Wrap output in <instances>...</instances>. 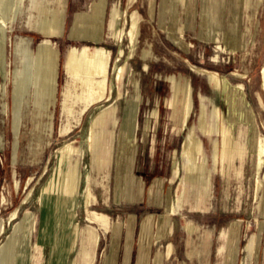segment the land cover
<instances>
[{"label": "rangeland", "instance_id": "rangeland-1", "mask_svg": "<svg viewBox=\"0 0 264 264\" xmlns=\"http://www.w3.org/2000/svg\"><path fill=\"white\" fill-rule=\"evenodd\" d=\"M59 2L64 9L60 37L45 38L32 29L43 18L45 0H25L14 28L0 42V226L19 210L17 220L0 236V264H157V260L162 264H264V167L256 199L251 150L255 135L264 140L259 75L264 63V4L199 0L194 10H188L187 21L183 10L189 0H163V20L162 0H134L131 6L128 0ZM102 2V41L72 39L70 32L77 21L81 24L82 17H91L95 5ZM218 2L227 6L231 2L226 28L214 22ZM123 10L129 13L126 30L136 10L142 17L141 36L139 24L133 50L127 38L118 43L121 22L115 21V14ZM227 34L242 41V48L234 51L226 46ZM46 43L61 56L58 102L51 110L39 95L30 97L39 85H32L27 73L31 62L38 65V50ZM72 48L80 52L95 48L110 55L108 87L113 84L116 65L125 66L122 96L116 84L111 100L96 95L80 101L75 93L68 116L64 90L71 80L64 63ZM121 49L125 57L117 62ZM145 50L147 60L143 59ZM195 68L227 79L234 97L243 103L237 121L226 125V136L235 130L237 140L245 144L239 159L231 158L236 151L217 133L209 137L200 128L204 107L212 126L215 110L226 118L230 114L225 94L216 93L209 77ZM235 72L246 76L245 80L233 76ZM186 80L193 109L187 117L181 94ZM184 100L187 103L188 98ZM175 108L182 110L181 115L173 116ZM103 112L108 115L107 125L97 128L92 158L87 146L90 128ZM183 118H187L186 127ZM18 128L21 132L16 140ZM190 130L199 140V159L205 158L210 171L202 187L208 199L206 211L195 210L193 196L184 204L185 195L188 190L196 191V184L185 181L178 195L179 184L171 178ZM71 144L84 154L73 155L64 149ZM175 152L179 154L176 161ZM217 155L225 157L219 164ZM181 163L188 165L185 159ZM72 177L78 180L76 188L70 185ZM90 186L92 200L87 206ZM171 207H176L177 215L170 213ZM166 222L172 231L161 235L158 228ZM188 224L198 226L193 237ZM205 233L210 246H203L200 256ZM93 234L99 237L94 257ZM170 244L174 252L168 258Z\"/></svg>", "mask_w": 264, "mask_h": 264}, {"label": "bare ground", "instance_id": "bare-ground-1", "mask_svg": "<svg viewBox=\"0 0 264 264\" xmlns=\"http://www.w3.org/2000/svg\"><path fill=\"white\" fill-rule=\"evenodd\" d=\"M24 1L25 0H0V42L4 43V41L7 38L8 30L14 28V24L16 20L19 18V13L21 12ZM57 1H60V0H45V5H43L41 9L43 18L41 20H38L37 23L35 22L32 25V29L38 31L45 38H56L62 35L63 24H64V9L62 8V5H60V2L57 4ZM133 1L134 0H128L130 6L132 5ZM246 1H248L249 4H251V2L252 3L258 2V4L261 7L264 4V0H246ZM103 6H104V2L95 5V7L93 8V15L91 17H88V18L82 17L81 24L77 21V24L72 28L70 32V37L72 39L89 40V41H94V42L102 41L103 39V22H102ZM131 16H132V26L129 30L125 29L127 21H128V17H129V13L127 10H123L121 12L117 11L115 14V21H117V23L121 22V29H120L119 34L117 35L118 43H123L124 39L127 38L129 41L130 48H132L133 50L136 44L137 38H138L140 19L137 16V12H135L134 15H131ZM179 32L180 34H183V31L181 29L179 30ZM226 37L228 38L227 39L228 44L226 46H231L234 51H238L240 48H242V45H244V44H241L242 41L240 42L238 39H235L233 36L229 34H227ZM253 42L254 40H253V35H252L251 43ZM118 55L119 56H118L117 62H120L122 61V58L125 57V53L121 49ZM60 58L61 56H60L59 51L55 50L48 43L43 44L38 50V60L36 62L38 65L35 66L36 64L34 65V63L31 62L34 68L31 65V71L29 70L27 71V73L30 74V76H32V85L33 84L39 85V90L37 91L34 90L33 93L29 94L30 97L32 98L33 95L34 97H37L39 95L40 97H42L43 101H46L48 103V108L50 110L54 108L58 102L57 94H58V77H59ZM110 65H111V57L109 54L105 53L104 50H102L101 52H97L95 48H88V49H85L84 52H80L72 48L69 51L66 61L64 63V72L71 80V83H68L65 87V90H64L65 100L63 103L64 108L67 109L68 116H70V109L72 108V105L70 102L72 98L74 97L75 93H77L76 95L80 101L83 100L84 98L85 99L91 98L96 95L100 99L107 98L111 100L113 99L112 97H113V92H114L113 84H116L118 85L117 88L119 89V97L122 96L121 85L123 82L125 66L116 65V72H115L113 84L108 87V79L110 78ZM195 70L209 77L211 87L216 91V93H218L220 96L222 93L225 94V101L228 103L229 114H230L229 117L226 118L225 115H223L220 111L215 110L214 118H213L214 125L212 126L211 123L209 122L206 108L204 107L200 115V128L209 137H212L214 134L217 133L219 137L223 139V142L227 143L229 146H232L234 150L236 151L235 155H233L231 158L233 160L239 159L240 158L239 155L243 151L245 144L242 143L243 141L242 139L240 141L237 140L235 130L231 131V134H229V137L226 136V134L229 133L226 125L233 124L237 121L238 112L244 108L243 103L238 101L234 97L232 91L230 90L231 87L228 85L227 79H224L222 81L219 74L216 72H212V71H208L204 69H196V68ZM259 75H260L261 91L264 94V63L260 68ZM233 76L239 77L244 80L246 78V76L238 75L237 73L233 74ZM235 89L239 90L243 94L245 93L242 86H237ZM181 94L183 96L184 110L187 111V114H186V117H187L188 114L192 112L193 110L192 103H191L192 94H191V89L189 85V80L185 81V84L183 88L181 89ZM184 97L188 98L187 103L184 102L185 101ZM181 111H182L181 109L175 108L173 116L177 117L181 115ZM250 111L253 115V110L251 109ZM107 116H108L107 113L103 112L100 114L98 118L92 121L90 133H89V140L87 142L88 143L87 146L89 147L88 153L92 156V158L95 154L94 153V142L96 141L95 133L97 131V128L105 127L107 125ZM186 120L187 118L182 119L184 127H186L185 126ZM51 126H52V116L50 115V124L48 126L49 136L51 135V132H52ZM21 128L20 129L18 128V130H16L17 131L16 140L18 139V136L21 132ZM256 138H257V135H255L254 142L251 144V150H252V153L254 154V159H255V165H254L255 166V177H256L255 189L257 193L255 198L257 199L258 193L260 189L262 188V183L260 182L259 179H260L263 167H264V140L262 137H258L257 140ZM199 145L200 144H199L198 138L196 137L194 132L190 130L188 137L184 139L181 145L180 161L176 163L175 168L172 172L171 178L173 181L179 184V188L177 191L178 195L185 181H188V182L190 181L193 184H196V188H197L196 191L192 192L191 190H188L187 194L184 197V204L188 202L191 196H193L196 200L195 210L206 211L209 208L207 206L208 199L206 200L207 198L205 197L206 192L203 191L202 187H205V185L209 181L210 171L206 167L205 158L202 161L199 159L200 154H201ZM17 146L18 145L16 144V147ZM64 149L71 150L73 155L84 154V152L81 151V148L77 149L73 147L72 144L69 146H66ZM16 152H15V156H16ZM178 156L179 154L175 152L174 161L177 160ZM224 158L221 157L220 155H217L215 157L218 164H219V160L224 159ZM181 159L187 160L188 162L187 167L182 165ZM183 168L186 169L185 177H182ZM77 183H78V180L72 177L70 180L71 187L76 188ZM18 184L19 183L17 182L16 184L17 190H19ZM31 196H29L26 201H28ZM86 200H87L86 202L87 206L91 204L92 186L88 188ZM4 201H6L5 197H4ZM178 203H181L179 199H178ZM18 211L19 210L13 212L9 220L0 226V236L2 235V233L4 234V232L7 229L8 224L13 225V222L17 220ZM170 213L177 215L178 212H177L176 207H171ZM88 214L90 218L92 219V215L90 211L88 212ZM258 224H259V221H258ZM186 228L189 231V235L192 237L194 233L199 232L198 226L196 225L188 224ZM93 238L95 241V249H94V254H93V257H94L96 245L98 244L99 237L98 235L93 234ZM208 245H209V234L205 233L204 239H203V245L200 247V253H199L200 256H202V253H203L202 251L203 246L208 247ZM17 258H19V256ZM92 262H94V258Z\"/></svg>", "mask_w": 264, "mask_h": 264}, {"label": "crops", "instance_id": "crops-1", "mask_svg": "<svg viewBox=\"0 0 264 264\" xmlns=\"http://www.w3.org/2000/svg\"><path fill=\"white\" fill-rule=\"evenodd\" d=\"M197 1H199V0H189V7L191 8H189V7H187L185 10H183V13H184V11H185V15H186V20L188 21V15H189V11L188 10H194L195 9V6H196V2ZM162 3H163V0H162V2H161V9H160V19L161 20H163V12H162ZM229 4V6H227L224 2H222L221 4L218 2V3H216L215 4V6H214V11L216 12H218V17H216L215 16V18H214V22H216L215 20H217V22H218V26L220 27V29L223 27V28H226V25H227V21L229 22V25H230V10H231V2L230 3H228ZM227 6V7H226ZM211 7V6H210ZM209 10V12H212L213 11V8H209V9H207V11ZM225 11V12H224ZM136 12H138L139 13V11L138 10H136ZM139 15H140V13H139ZM210 14H208L207 16H209ZM211 16V15H210ZM210 18V17H209ZM227 18H228V20H227ZM208 19V18H207ZM141 22H142V17H141V15H140V36H141ZM184 22V21H183ZM209 22V21H208ZM183 26H184V28H185V22H184V24H183ZM139 36V37H140ZM181 45V44H180ZM147 50H145L144 52H143V59L144 60H147V58L149 57V55H148V57L147 58H145V52H146ZM147 64H145L144 65V70H145V66H146ZM148 66V65H147ZM146 71V70H145ZM260 86H261V84H260ZM260 89H261V87H260ZM158 229H160L159 230V233L161 234V235H163L164 233H166V234H170L171 233V228L168 226V222H166L165 224H162L161 226H160V228H158ZM131 232H132V230L130 229L129 230V233L131 234ZM171 245H172V248H171ZM208 246H210V243H209V245ZM199 247H201V246H199ZM173 252H174V247H173V244H170L169 246H168V253H167V257L168 258H170V256L173 254ZM157 264H162V260H157Z\"/></svg>", "mask_w": 264, "mask_h": 264}]
</instances>
